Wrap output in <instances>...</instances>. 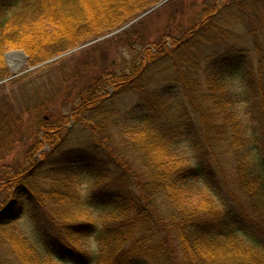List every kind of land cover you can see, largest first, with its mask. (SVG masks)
<instances>
[{"label": "trees", "instance_id": "16d2710c", "mask_svg": "<svg viewBox=\"0 0 264 264\" xmlns=\"http://www.w3.org/2000/svg\"><path fill=\"white\" fill-rule=\"evenodd\" d=\"M138 1L104 4L88 17L83 0H0V82L7 51L24 50L34 64L52 59L161 0L122 18V8ZM263 9L264 0H207L194 25L165 36L170 49L163 40L155 53L146 49L139 30L146 21L124 31L117 39L135 56L119 73L109 71L106 49L92 46L84 59L1 85L0 191L10 197L0 206V264H264ZM207 48L214 51L193 60L185 53ZM167 64L168 74H156ZM228 80L254 95L236 97ZM172 87L180 100L169 112L161 94ZM124 95L134 101L116 111ZM60 98L65 108L73 98L70 129L66 114L53 115ZM25 119L35 141L9 175L3 162ZM180 137L196 152L195 164L182 160ZM45 142L53 148L39 154ZM81 182L92 187L81 192ZM197 188L210 198L198 201ZM23 220L41 235L38 245L16 230ZM91 238L98 251L83 249Z\"/></svg>", "mask_w": 264, "mask_h": 264}, {"label": "rangeland", "instance_id": "374dc122", "mask_svg": "<svg viewBox=\"0 0 264 264\" xmlns=\"http://www.w3.org/2000/svg\"><path fill=\"white\" fill-rule=\"evenodd\" d=\"M83 7L81 10L85 11L86 15L88 17L91 16L92 10H96L98 7L103 6L105 4L106 7L111 6L112 8L115 7L117 4H124L125 1L127 0H83ZM90 3H86V2ZM151 0H139L134 6L129 8H122V18H125L135 12H137L138 9L149 3ZM207 0H161L159 3L152 5L150 8L146 9L145 11L139 13V16L136 17L135 19L131 20L130 22L127 23L126 26L117 29L113 31L110 34H107L103 37H100L96 39L95 41L88 42L82 46L75 47L72 49H69L71 52L66 56L60 57L54 64L56 63H61L64 61H73V60H78L79 57L80 59H84L86 56V50H89V47L92 46H98L103 50L104 48L107 51V63L111 64V67L109 68V71L119 73L125 69L128 68V65L131 63L132 59L134 58V53L130 51L129 48L125 46H121L120 42L121 40L117 39L118 36L123 35L122 33L124 31L129 30L130 27L133 25H136L140 21H146L145 27L143 29H139L141 33L146 37L147 39V44H146V49H149L151 53H155L156 47L155 44L157 41L160 40V42L163 40V43L166 45V48L170 49L171 47V39L170 38H165V36L168 33H171V36H175L176 34L174 31L176 28L181 25L183 26L184 29H188L192 25H194L195 19L198 17V14L201 12L203 8V2ZM157 6V7H156ZM80 7L72 8L71 12L73 16H80ZM262 14L264 17V9L262 10ZM107 25L101 24L100 29L105 27ZM164 36V37H163ZM107 40H112L113 44L107 45ZM259 44H262L264 46V35H260L259 39ZM214 51V48H207V49H188L185 53H187L188 58L193 60L195 58V55H199V57H202L206 55L207 53H211ZM86 53V54H85ZM11 54H22V56L18 55L15 57L14 61L20 65V68L17 70H12L11 64L8 61V56ZM93 55V54H92ZM65 59V60H64ZM99 59L97 55L93 56V62H96ZM46 60L41 63H32L30 56L28 53H26L24 50H10L7 51L4 54V64H5V73L7 74V78L2 81L1 85H4L7 88V85L9 81L21 79L24 77H28L33 75L34 72L39 73L42 70L45 69V67L49 64L52 63L51 65H54L52 61ZM196 62V60H195ZM209 60L205 62L203 66L208 64ZM264 62V59L262 60V64ZM50 65V64H49ZM170 65V64H169ZM167 64V67H159L155 71L156 74H168L165 73V69L169 67ZM207 66V65H206ZM175 69V68H173ZM96 70V69H95ZM176 75L170 79H175ZM164 76H160L155 78V82H158L159 80H163ZM155 85L153 84L151 87H154ZM227 89L236 94L237 96L240 97H245V98H251L254 95V91L249 90L246 88L240 81L238 80H228L227 82ZM7 90V89H6ZM107 92L112 95L113 89L108 88ZM2 93V91L0 92ZM9 94V92H7ZM65 93H62L64 95ZM162 102L165 101V103L168 102L167 105H165L169 110H171V107L175 105V102L177 103V100H180L177 95H178V90L177 89H167L164 91L162 94ZM239 97V98H240ZM73 98L70 99L68 103V107L65 108L62 106V101L63 98H60L55 104V113L53 115H57L58 113L66 114L68 117V123L66 125V128H71L74 125V119L72 118L71 115H69V109L72 107L73 104ZM125 100L127 102L129 101H134V98L132 95H124L121 97V99L117 100V103L115 104V109L116 111H121V109L124 108L125 106ZM179 102V101H178ZM241 107H237L236 110L237 112H241ZM170 112V111H169ZM68 113V114H67ZM42 118L45 119V121L50 122L53 120L51 117L50 113H46L42 115ZM33 124L31 119H25L23 124L17 125L15 128V137H16V146L14 153L10 156L7 157V159L3 162L6 167L7 174H10V165L15 166V167H21L22 165H25L24 159H23V154L22 152L30 147L32 143L35 141V138H32V135L29 134V127ZM66 133H63L61 137H64ZM43 134H39V140H42ZM30 138V139H29ZM60 143V139L57 140L56 144ZM55 145V143H54ZM180 150L183 152L181 154L182 160L187 159L186 161L190 164H195L196 163V152L194 149L191 147L190 143L184 138L180 137L179 138V143H178ZM53 146L49 145V143H44L43 149L40 151L39 154H42L43 152H49ZM35 160L32 165H36L40 159L36 155L34 157ZM32 161V160H31ZM2 164H0L1 168ZM79 189L81 192H85L88 188H91L92 186H89V184H86L85 182L79 183ZM2 192V191H0ZM195 193L198 195V201L199 198L203 197L205 199L210 198V194L207 191H202L200 189H196ZM7 196L10 197V193L2 192L0 193V206L6 202ZM202 198V199H203ZM79 214L81 215H87L86 209H80ZM90 218L91 220H98V214H95L93 211H89ZM16 230L20 233V235L24 236V238L31 244L38 245L41 241V235L36 231V229L26 220L21 221L19 224L16 225ZM83 249L87 252L91 251H98V245L96 242L93 241V238L87 239L83 241ZM161 264L163 262H160ZM159 263V264H160Z\"/></svg>", "mask_w": 264, "mask_h": 264}, {"label": "bare ground", "instance_id": "6f19581e", "mask_svg": "<svg viewBox=\"0 0 264 264\" xmlns=\"http://www.w3.org/2000/svg\"><path fill=\"white\" fill-rule=\"evenodd\" d=\"M18 55L22 56V54H11L8 56V61L10 62L13 71L20 68V65L14 61L15 57Z\"/></svg>", "mask_w": 264, "mask_h": 264}, {"label": "water", "instance_id": "95a60500", "mask_svg": "<svg viewBox=\"0 0 264 264\" xmlns=\"http://www.w3.org/2000/svg\"><path fill=\"white\" fill-rule=\"evenodd\" d=\"M157 7V6H156Z\"/></svg>", "mask_w": 264, "mask_h": 264}]
</instances>
